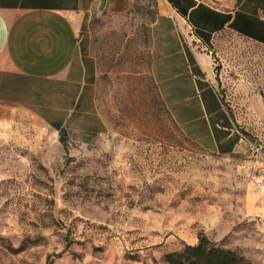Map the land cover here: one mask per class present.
<instances>
[{
    "label": "rangeland",
    "instance_id": "1",
    "mask_svg": "<svg viewBox=\"0 0 264 264\" xmlns=\"http://www.w3.org/2000/svg\"><path fill=\"white\" fill-rule=\"evenodd\" d=\"M156 1L133 0L123 15L88 13L79 28L107 123L101 133L53 139L38 122L4 145L0 264H169L164 254L199 230L223 233L219 245L264 264V198L248 152L204 150L158 96L149 72Z\"/></svg>",
    "mask_w": 264,
    "mask_h": 264
},
{
    "label": "crops",
    "instance_id": "2",
    "mask_svg": "<svg viewBox=\"0 0 264 264\" xmlns=\"http://www.w3.org/2000/svg\"><path fill=\"white\" fill-rule=\"evenodd\" d=\"M132 1L0 0V158L38 122L53 139L62 128L81 142L103 131L79 28L86 14L123 15ZM150 29L149 72L181 131L206 151L247 153L244 131L264 133V0H157Z\"/></svg>",
    "mask_w": 264,
    "mask_h": 264
},
{
    "label": "trees",
    "instance_id": "3",
    "mask_svg": "<svg viewBox=\"0 0 264 264\" xmlns=\"http://www.w3.org/2000/svg\"><path fill=\"white\" fill-rule=\"evenodd\" d=\"M60 138L64 140V136ZM64 146L66 149L65 143ZM164 259L169 264H257L233 248L219 245L201 230L197 232L195 243H185L181 250L166 252Z\"/></svg>",
    "mask_w": 264,
    "mask_h": 264
},
{
    "label": "built area",
    "instance_id": "4",
    "mask_svg": "<svg viewBox=\"0 0 264 264\" xmlns=\"http://www.w3.org/2000/svg\"><path fill=\"white\" fill-rule=\"evenodd\" d=\"M245 139L251 166L250 176L264 198V141L260 138L250 139L246 136Z\"/></svg>",
    "mask_w": 264,
    "mask_h": 264
},
{
    "label": "water",
    "instance_id": "5",
    "mask_svg": "<svg viewBox=\"0 0 264 264\" xmlns=\"http://www.w3.org/2000/svg\"><path fill=\"white\" fill-rule=\"evenodd\" d=\"M65 133H66V132H65V129H64V128H62V129L59 130V134H60V135H64Z\"/></svg>",
    "mask_w": 264,
    "mask_h": 264
}]
</instances>
